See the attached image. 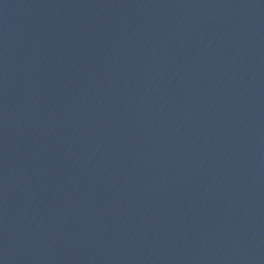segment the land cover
Returning <instances> with one entry per match:
<instances>
[{"label":"water","instance_id":"95a60500","mask_svg":"<svg viewBox=\"0 0 264 264\" xmlns=\"http://www.w3.org/2000/svg\"><path fill=\"white\" fill-rule=\"evenodd\" d=\"M0 264H264V0H0Z\"/></svg>","mask_w":264,"mask_h":264}]
</instances>
